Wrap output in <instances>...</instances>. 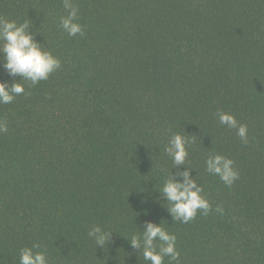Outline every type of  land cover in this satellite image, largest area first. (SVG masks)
Instances as JSON below:
<instances>
[{"label":"trees","instance_id":"obj_1","mask_svg":"<svg viewBox=\"0 0 264 264\" xmlns=\"http://www.w3.org/2000/svg\"><path fill=\"white\" fill-rule=\"evenodd\" d=\"M74 3L83 35L59 27L63 0H0V17L28 21L61 60L0 105V261L39 244L53 264H149L129 240L151 220L176 235L179 264H264V0ZM19 79L0 60V80ZM175 133L212 206L187 223L157 200ZM216 153L239 172L231 187L206 171ZM93 225L112 232L104 248Z\"/></svg>","mask_w":264,"mask_h":264},{"label":"clouds","instance_id":"obj_2","mask_svg":"<svg viewBox=\"0 0 264 264\" xmlns=\"http://www.w3.org/2000/svg\"><path fill=\"white\" fill-rule=\"evenodd\" d=\"M63 7L66 15L60 17L59 27L68 36L83 35L84 27L79 23V9L74 0H63ZM30 26L28 21L17 23L15 20L0 17V60L3 61V67L9 76L20 77L11 85L0 80V105L10 104L16 96L23 94L25 82L29 86L36 85L42 80H47L51 73L61 67V60L53 55L44 46L45 44L36 40V34L29 31ZM218 119L220 124L236 129L237 136L247 143L248 127L240 123L234 114L221 111L218 113ZM7 131V121L0 120V134ZM189 144V139L180 133L171 136L164 151L171 157L176 171L170 170L163 186L157 188L160 193L157 200L163 197L173 221L182 223L193 220L198 211L202 215H207L212 210L209 200L203 195V187L198 184L196 176L191 175L192 168L186 165ZM205 164L208 173L219 176L220 180L229 187L239 178L234 161L223 154H209ZM182 165L186 167L181 169ZM222 210L220 206L217 207V211ZM145 214L147 215V211ZM111 233L99 225H93L88 231V236L94 239L96 247L104 248L105 244L108 245L110 242ZM129 242L133 249L142 251L143 259L149 264H164L165 257L169 258L170 264L171 262L179 264L177 237L162 223L145 221L142 230L133 234ZM34 249H40V245L33 244L31 247L22 248L19 264H53L45 251H34ZM0 264L3 262L0 261Z\"/></svg>","mask_w":264,"mask_h":264}]
</instances>
